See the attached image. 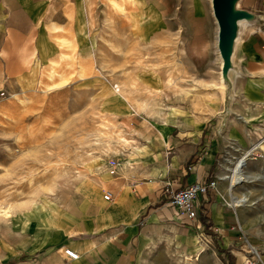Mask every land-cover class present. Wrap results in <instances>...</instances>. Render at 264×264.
<instances>
[{
    "label": "rangeland",
    "instance_id": "rangeland-1",
    "mask_svg": "<svg viewBox=\"0 0 264 264\" xmlns=\"http://www.w3.org/2000/svg\"><path fill=\"white\" fill-rule=\"evenodd\" d=\"M93 11L90 30L53 28L58 55L37 84H10L0 99V212L10 215L0 213V239L19 219L68 221L131 182L175 191L192 164L181 173L178 142L217 111L209 0H95Z\"/></svg>",
    "mask_w": 264,
    "mask_h": 264
},
{
    "label": "crops",
    "instance_id": "crops-1",
    "mask_svg": "<svg viewBox=\"0 0 264 264\" xmlns=\"http://www.w3.org/2000/svg\"><path fill=\"white\" fill-rule=\"evenodd\" d=\"M94 1L0 0V91L13 83L35 86L46 61L58 55L52 29L76 34L81 22L90 30ZM254 8L264 14V0H255ZM241 52L242 74L227 123L220 93L214 115L178 142L184 144L181 173L186 162L192 164L175 190L217 181L199 198L195 220L185 214L179 219L165 201L169 185L158 190L155 182H131L111 192L113 201L95 193L92 204L68 221L17 220L0 239V264H264V30L249 33ZM190 223L205 230L208 241L207 235L205 242L195 238ZM241 234L250 246L239 242ZM66 249L79 258H69Z\"/></svg>",
    "mask_w": 264,
    "mask_h": 264
},
{
    "label": "water",
    "instance_id": "water-1",
    "mask_svg": "<svg viewBox=\"0 0 264 264\" xmlns=\"http://www.w3.org/2000/svg\"><path fill=\"white\" fill-rule=\"evenodd\" d=\"M217 25L223 124L232 113L237 98L235 81L242 74L241 45L252 31L264 30V14L254 8L255 0H209Z\"/></svg>",
    "mask_w": 264,
    "mask_h": 264
},
{
    "label": "built area",
    "instance_id": "built-area-1",
    "mask_svg": "<svg viewBox=\"0 0 264 264\" xmlns=\"http://www.w3.org/2000/svg\"><path fill=\"white\" fill-rule=\"evenodd\" d=\"M6 95L4 90L0 91V99ZM259 145H256L254 150L257 149ZM253 152V151H252ZM250 152V154H252ZM249 156V154H247ZM259 156V155H258ZM217 187L216 180H210L209 182H198L188 186H185L178 190L171 191L170 188L166 187V194L171 193V202L170 204L183 212L191 220H195L199 215L198 201L199 198L203 195H207L210 190H215ZM106 201H113V196L111 192H106L104 195ZM241 238L247 244V238L244 234H241ZM250 246V244H249ZM65 255L69 258L76 260L79 258V255L71 249H66L64 251ZM250 254L255 257L256 260H261V256L257 253V250L251 247ZM248 264H253L251 260L248 261Z\"/></svg>",
    "mask_w": 264,
    "mask_h": 264
},
{
    "label": "bare ground",
    "instance_id": "bare-ground-1",
    "mask_svg": "<svg viewBox=\"0 0 264 264\" xmlns=\"http://www.w3.org/2000/svg\"><path fill=\"white\" fill-rule=\"evenodd\" d=\"M219 66H220V64H219ZM249 154H250V152H249ZM245 156H246V155H245ZM247 157H248V156H247ZM242 167H244V163H242L241 165H239L238 168H236L238 174H241V172H242ZM0 213H2L3 216L6 217V218L10 216V215H9V211H8V209H6V208H4V209L2 208ZM2 214H1V215H2ZM1 215H0V216H1ZM8 215H9V216H8Z\"/></svg>",
    "mask_w": 264,
    "mask_h": 264
}]
</instances>
